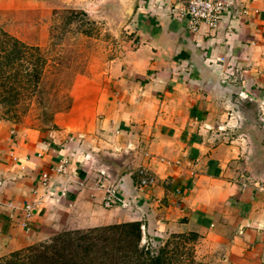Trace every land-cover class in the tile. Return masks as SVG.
I'll return each mask as SVG.
<instances>
[{
    "label": "crops",
    "instance_id": "1",
    "mask_svg": "<svg viewBox=\"0 0 264 264\" xmlns=\"http://www.w3.org/2000/svg\"><path fill=\"white\" fill-rule=\"evenodd\" d=\"M225 1L216 32L188 27V0L124 1L122 52L78 80L68 112L45 129L0 118V261L140 223L143 242L188 232L223 264H264V0Z\"/></svg>",
    "mask_w": 264,
    "mask_h": 264
},
{
    "label": "rangeland",
    "instance_id": "2",
    "mask_svg": "<svg viewBox=\"0 0 264 264\" xmlns=\"http://www.w3.org/2000/svg\"><path fill=\"white\" fill-rule=\"evenodd\" d=\"M124 1L130 0H0V118L45 129L68 112L78 80L95 77L122 52ZM64 232L20 252L29 255ZM141 245L166 264H223L198 234Z\"/></svg>",
    "mask_w": 264,
    "mask_h": 264
},
{
    "label": "trees",
    "instance_id": "3",
    "mask_svg": "<svg viewBox=\"0 0 264 264\" xmlns=\"http://www.w3.org/2000/svg\"><path fill=\"white\" fill-rule=\"evenodd\" d=\"M140 223L67 231L49 245L18 252L0 264H166L142 245Z\"/></svg>",
    "mask_w": 264,
    "mask_h": 264
},
{
    "label": "built area",
    "instance_id": "4",
    "mask_svg": "<svg viewBox=\"0 0 264 264\" xmlns=\"http://www.w3.org/2000/svg\"><path fill=\"white\" fill-rule=\"evenodd\" d=\"M232 3L225 0H188V5L179 9V14L188 20V27L192 31H199L205 26L209 31L216 32L221 27V21L224 15L231 9ZM102 176L106 178L103 173ZM104 178H101L98 182L100 187L104 185ZM43 185H48L50 177L43 175ZM107 198L105 201L106 207L110 208L117 204L118 191L115 188H109ZM125 206V204H124ZM25 220H29L32 217L34 206L30 203L25 205ZM24 227H27V223H23Z\"/></svg>",
    "mask_w": 264,
    "mask_h": 264
},
{
    "label": "water",
    "instance_id": "5",
    "mask_svg": "<svg viewBox=\"0 0 264 264\" xmlns=\"http://www.w3.org/2000/svg\"><path fill=\"white\" fill-rule=\"evenodd\" d=\"M124 14L127 18H129L133 14V7L132 6L128 7Z\"/></svg>",
    "mask_w": 264,
    "mask_h": 264
}]
</instances>
